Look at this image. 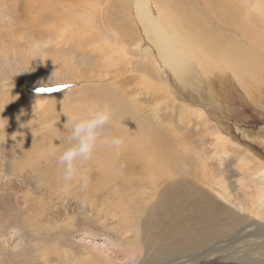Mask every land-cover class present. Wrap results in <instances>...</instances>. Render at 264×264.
I'll return each mask as SVG.
<instances>
[{
	"label": "rangeland",
	"instance_id": "1",
	"mask_svg": "<svg viewBox=\"0 0 264 264\" xmlns=\"http://www.w3.org/2000/svg\"><path fill=\"white\" fill-rule=\"evenodd\" d=\"M3 1H0V116L5 113L11 116V112H14L16 118L22 117V122L18 124L22 128L18 136L9 138L5 135V125H0V264H88V256L99 264L112 260V264H125L128 258L121 255L126 247H131L133 241L143 244L144 258L147 256V246L151 243L144 241L146 236L138 233L139 229L144 230L147 221L163 227L152 210L164 191L163 186L158 191H151V194H156L154 198L149 197V205L143 204L141 196H135L133 201H129L128 210L132 211L124 213L126 205L114 199L106 200L105 191L97 194L96 200L92 202L81 196V188L74 181L71 182L70 190L62 191L65 181L58 185V175L51 170L52 166L48 162H43L51 155L55 164L59 157L57 155L75 144V140L70 139L72 122L82 117L76 109L97 90L108 92L111 101L122 104L123 113L120 118H115L117 130L139 136L144 128H154L159 137H168L172 141L171 144L176 147V157L179 155V158L190 163L187 164L188 169L197 168L201 174L202 170H206L218 180L222 179L233 198L226 201L213 197L214 201L232 206L245 200L243 195L250 193L239 187L240 178L251 188L264 184V177L255 174L259 164L264 167V143L252 139L246 133L264 128L263 79L259 78L258 83L251 85L256 89L253 88L254 92L249 98L231 77L216 76L213 85L218 89L225 106L221 107V112L227 119L225 132L230 137L218 139L212 122L208 127L203 125L207 118L199 119L198 113L190 116L180 103L175 104L164 93L157 92L158 83L153 77L151 82L145 80L149 72H143L141 66L145 62L138 59L135 51L127 48L123 59L116 63L109 59L104 61L98 56L96 51L106 48L109 41H114L113 36L117 37L110 23L115 20V16L109 17L111 0H43L44 4L51 7L48 8V14L42 9L37 12L30 10L27 0ZM173 1L180 6L185 5L180 0ZM130 4L137 25L140 21L137 20L134 1L131 0ZM189 5L193 10L195 6ZM51 9L68 12L73 23L80 18L83 25L75 23V37H82L81 45L74 43V39L62 44L65 41L56 36ZM41 16L47 20H42L43 27L37 26ZM64 62H70L74 67L65 65L63 70L55 67ZM102 63L109 68H103ZM72 68H80L89 80L93 79L98 84L97 87L86 90V87L89 89L93 85L84 83L82 86L78 80L69 81L67 70L72 71ZM62 85L69 87L57 91H38L40 88ZM32 87L35 88L32 92L39 93L35 95H49L52 99L39 103L30 94ZM67 91L71 93L62 96L64 99L58 97V93ZM66 96H69V100ZM78 99L83 101L79 103ZM111 127L112 124H107L102 129V135L109 132ZM56 130L63 141L57 144L58 148H54L57 149L53 150L55 155L49 144H46L52 140L50 138ZM260 137L256 139L261 140ZM40 156L44 157L43 160ZM257 156L263 161L258 160ZM57 165L64 169L60 163ZM180 178L187 181L192 179L187 176ZM48 186L51 187L49 190ZM132 193L128 191L126 195ZM191 209L192 212L184 213L189 222H193L197 210L193 198ZM257 212L261 215H253L254 220L264 223V210L257 209ZM220 219L213 217L216 232L220 229L218 226L222 227ZM191 225L195 229L203 228L199 223ZM159 234L163 233L153 231L150 237L154 239ZM218 243L217 237L212 244L217 246ZM149 250L156 252L152 248Z\"/></svg>",
	"mask_w": 264,
	"mask_h": 264
},
{
	"label": "bare ground",
	"instance_id": "2",
	"mask_svg": "<svg viewBox=\"0 0 264 264\" xmlns=\"http://www.w3.org/2000/svg\"><path fill=\"white\" fill-rule=\"evenodd\" d=\"M27 1V7L29 6L32 11L37 12L42 9V12L47 13L48 8H51L44 4L43 0ZM130 1L111 0L109 17L115 16V20H111L110 23L117 37L113 36L114 41H109L106 48L96 51L98 56L104 61L109 59L116 63L123 59L127 48L135 51L138 59L145 62L141 66L143 72H149L145 80L151 82L153 77L158 83V93H164L175 104L180 103L190 116L198 113L199 119L207 118L203 125L208 127L212 122L216 127L218 139H229L228 132H225L227 119L221 112L224 104L218 89L214 87V80L217 75L231 77L244 89L249 98L255 88L251 85L258 83L259 78L264 80V0H189L190 3L180 0L185 4L182 6L173 0H133L137 10L135 11L137 20L140 21L137 25ZM189 4L197 9L194 7L192 10ZM51 13L54 16H52V23L55 25L56 36L65 41L62 44L72 42L74 39V43L81 45L82 37H75L77 35L75 23L80 22V18L73 23L72 17H68L71 15L68 12L53 9ZM43 17L38 19L37 26L47 21L46 17ZM35 35L38 34L35 33ZM69 63L64 62L55 67L59 70H63L65 65L74 67ZM102 67L109 68L103 63ZM67 71L69 81L78 80L82 86L84 83L93 85L89 86V89L86 87V90L98 85L93 79L89 80L80 68ZM33 90L35 88H30V94L34 95L39 103H42V100L52 99L49 95H35L39 93H34ZM68 93L71 92H61L57 95L62 97ZM68 97L66 96V99ZM82 101L78 99L79 103ZM93 104L98 107L107 104L112 112L109 122L112 127L105 135H102L103 130H101V136L122 137L124 144L117 151L113 147L98 142L90 160L76 162L78 171L89 178L88 188L80 190L81 196H85L86 200L92 202L96 200L97 194L105 191L106 200L114 199L126 205L124 207V213H126L131 210H128L129 201H133L135 196H141L143 204L149 205V197L154 198L156 194H151V191H158L162 186L164 189L159 200L152 206L154 214L163 227L155 226L151 221H147L144 230L141 228L138 233L146 236L144 241L151 243L147 246V256L144 258L143 244L139 245L138 241H133L131 247H126L121 255L128 258L125 264H264V223L253 218L255 214L261 215L257 209L264 210V184L251 188L240 178L239 187L250 194L245 193L243 195L245 200L232 206L220 204L214 201L213 197H216V200L222 198L226 201L233 198L222 179L218 180L206 170H202L201 174L197 168L192 167L190 170L189 166L188 169L187 164L190 165V163L181 159L182 157L179 158V155L176 157L177 153L174 152L176 147L171 144L172 141L168 140V137H159L154 128H144L142 132H139V136L117 130L114 125L115 118L121 117L122 104L111 101L108 92L97 90L92 96L86 97L76 111L84 116ZM11 116L6 113L0 116V125H5V135L9 138L18 136L22 128L18 127L22 117L16 118L14 112H11ZM246 133L252 139L264 143V128L258 132L247 131ZM53 134L50 138L52 140L46 142L52 151L60 141H63L59 139L58 130ZM259 137L261 140L256 139ZM62 149H64L63 146ZM50 156H47L46 161L42 159L44 157L39 158L52 166L51 170L58 175L56 178V181H59L58 185L63 184L64 169L57 165L59 163L57 159L54 164ZM259 158L257 159L263 161ZM257 169L255 174L264 177V167L259 164ZM184 176L192 179L187 181L180 178ZM247 176L243 175V177ZM166 181L169 182L164 184ZM74 183L76 184L75 181ZM50 188L48 186L47 189ZM128 191L133 193L126 195ZM191 198L195 200L196 209L197 204L199 206L193 222H189L184 217L185 212H192ZM233 200L237 201V199ZM184 204H186L185 207ZM206 205L208 207H204ZM214 216L220 217L219 221L222 223V227L218 226L220 229L217 232ZM194 223L201 224L203 228H193L191 224ZM153 231H161L163 234L156 235L152 239L150 233ZM166 237H168L167 240H162ZM217 237L219 243L216 246L212 243ZM136 239L139 238L136 237ZM150 248L155 249L156 252L149 250ZM214 256L218 257L213 259ZM88 261L90 262L88 264L96 263L90 256ZM112 262L108 261L104 264H112Z\"/></svg>",
	"mask_w": 264,
	"mask_h": 264
},
{
	"label": "clouds",
	"instance_id": "3",
	"mask_svg": "<svg viewBox=\"0 0 264 264\" xmlns=\"http://www.w3.org/2000/svg\"><path fill=\"white\" fill-rule=\"evenodd\" d=\"M41 92V91H40ZM112 112L109 105L103 107L91 105L86 114L75 118L72 122L71 140L76 143L64 150L58 157V161L64 166V186L62 191H68L75 181L82 190L89 185L87 175L77 169V161H87L92 158L97 143H102L115 148L117 151L124 144L122 137H102L101 130L111 121Z\"/></svg>",
	"mask_w": 264,
	"mask_h": 264
},
{
	"label": "snow or ice",
	"instance_id": "4",
	"mask_svg": "<svg viewBox=\"0 0 264 264\" xmlns=\"http://www.w3.org/2000/svg\"><path fill=\"white\" fill-rule=\"evenodd\" d=\"M66 87H69V85H62V86H58L57 88H40L38 89V91H41V92L57 91V90H60V88H66Z\"/></svg>",
	"mask_w": 264,
	"mask_h": 264
}]
</instances>
